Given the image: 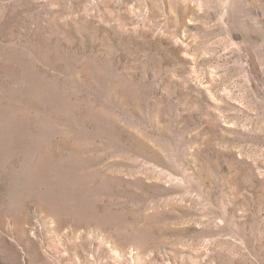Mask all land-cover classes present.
I'll use <instances>...</instances> for the list:
<instances>
[{
    "label": "rangeland",
    "instance_id": "1",
    "mask_svg": "<svg viewBox=\"0 0 264 264\" xmlns=\"http://www.w3.org/2000/svg\"><path fill=\"white\" fill-rule=\"evenodd\" d=\"M0 264H264V0H0Z\"/></svg>",
    "mask_w": 264,
    "mask_h": 264
}]
</instances>
